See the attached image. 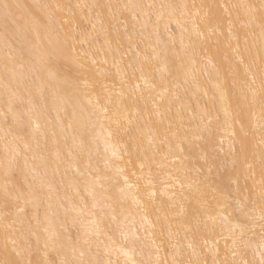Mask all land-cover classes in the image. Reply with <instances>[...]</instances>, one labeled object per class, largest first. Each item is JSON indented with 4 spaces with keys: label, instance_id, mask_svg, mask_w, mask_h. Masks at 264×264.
I'll list each match as a JSON object with an SVG mask.
<instances>
[{
    "label": "bare ground",
    "instance_id": "bare-ground-1",
    "mask_svg": "<svg viewBox=\"0 0 264 264\" xmlns=\"http://www.w3.org/2000/svg\"><path fill=\"white\" fill-rule=\"evenodd\" d=\"M261 2L0 0L14 6L7 19L0 8V163L18 151L13 183L26 188L27 179L39 192L38 208L9 209L7 219L0 195V262L259 264L264 115L259 95L251 110L240 104L253 79L258 90L264 78L259 12L253 19L243 7ZM65 33L74 51L70 41L66 56L47 64L52 79L40 57ZM3 179L0 167V187ZM245 197L256 201L255 218L244 220L233 247L230 228L244 219L235 202ZM201 205L219 214L215 225H197V215L207 220Z\"/></svg>",
    "mask_w": 264,
    "mask_h": 264
},
{
    "label": "snow or ice",
    "instance_id": "snow-or-ice-1",
    "mask_svg": "<svg viewBox=\"0 0 264 264\" xmlns=\"http://www.w3.org/2000/svg\"><path fill=\"white\" fill-rule=\"evenodd\" d=\"M13 5H10L8 3H4L3 5H0V8H2L4 10V14H5V18L7 19L8 16H10L11 13V9L13 8ZM15 7H20L19 5H15ZM59 7V6H58ZM79 7V6H77ZM150 8L155 7L154 5H150ZM162 9L167 7L170 9H175L177 6L175 5H161L160 6ZM181 8H187V5H181L179 6ZM243 7H245L249 13L252 14V18L255 19V14L258 11L259 12V19L261 20V35L264 36V0H262L261 4L259 5V8L257 9V7L255 5H244ZM67 23V22H66ZM45 30L48 31V26L45 25ZM184 31H187V29H184ZM192 33L198 37L203 39L204 34L199 30V26L195 24V22H193V29H192ZM37 39L40 40V36L39 33L37 34ZM70 41L72 42V50L74 51V42H75V37H72L70 33H65L64 34V38L63 41L61 42L59 35L57 34V38H56V44L51 48L50 51H47L46 53H42L40 60V71H47L48 75L50 78L55 79L57 76V72L54 71L52 68L47 67V64L51 63L54 60H58L61 57H65L66 53H65V49L69 46ZM82 42V41H81ZM51 39H49V44H51ZM181 48L183 49L185 47L184 45V36H183V32L181 34ZM145 59L147 60V57H145ZM93 63H95V61H93ZM158 71H166V68H161L158 69ZM141 79L144 80L145 85L147 87H153V85L149 84L148 80L145 78L144 76V72L143 69L141 68ZM253 85H255V80L253 79L252 83L248 86V90L247 92H243L241 93V104L240 107L243 110L244 108H247L249 110H251L257 103V96L259 95L260 99H259V104H260V111L262 113V115H264V78H262L259 89L257 90L255 87H253ZM140 85L137 84L135 86V89H133V92L139 90ZM249 93L251 94V98H249ZM122 95V93H121ZM221 101L223 102L225 100V95L223 92H221L220 95ZM11 110V109H9ZM102 112L106 113L108 111L107 107H104L101 109ZM125 111H127V109H125ZM75 115V113H73ZM228 115H230V113L228 112V109L225 108V116L227 117ZM254 116V113H253ZM117 123H119L117 121ZM39 124H36V128H39ZM72 127V124L69 123V128ZM241 133H243V135L246 137L249 135V132L246 130L245 125L243 123H241ZM260 130L261 132H264V124L260 125ZM22 139V138H20ZM29 144L28 143H24V149L28 150L29 149ZM245 147L242 144V148ZM260 149H261V180L259 182V191H258V199L260 201L259 207H260V221L261 223V229L262 232H264V135L261 136L260 139ZM107 151V149H106ZM7 152V149H6ZM72 153L69 152V155H71ZM113 155H116L115 152H113ZM19 156V152H15L11 155V158H9L8 155L5 156V159L2 163H0V167H3L4 170V179H3V184L2 187H0V195H2V207L5 209V219H7V216L9 214H11L8 210L9 209H14L15 213L17 215L20 214H24L26 212V209L29 205H32L33 208H38L39 207V203H38V199H39V192L37 190V187L34 183L28 182L27 179L25 180V184L27 185V187L25 188L24 186H17L16 183H13V178L15 177L16 174V168L18 166V160L17 157ZM24 167L27 168L28 167V159L27 156H24ZM141 169H143L144 164L140 165ZM249 167L251 168V165H249ZM34 171V170H33ZM118 172L122 171L120 169L117 170ZM135 175V173H134ZM35 179V177H34ZM138 179H143V177H138ZM125 180V184H128V179L127 177L124 178ZM42 183V182H41ZM149 185L151 184V181L149 180L147 182ZM131 186V185H129ZM146 192L148 194L149 197L154 196L155 193L154 192H150L147 191V186H146ZM121 191H123V189H121ZM91 194V193H90ZM222 199H227V197H222ZM236 207L234 209V211L239 212L240 217H243L244 219H240L239 217L237 218V223L233 224L230 228V235L233 237V247L236 246L237 244V240H241L244 237L245 234V227L246 224L244 223V220H253L255 217L253 215V213L256 211V201L250 199L249 197H245L243 201L241 200H236ZM95 207V205H93ZM229 205L225 204L222 205L220 204L219 201H217V208L218 209H224L226 207H228ZM51 207V206H49ZM201 209L204 213V215L207 217L206 221H201V219L199 218V215H197L196 217V223L197 225H199L200 223H204L205 226H207V222L211 221L213 223V225H215V222L219 217V214L217 216H213L211 214L212 210L210 208H205L204 205H201ZM47 218V217H46ZM113 219H115V217H113ZM223 221H228L229 218L228 217H222ZM73 223H75V220L73 221ZM93 223H95V221H93ZM230 223V221H229ZM10 227V225H5V231L7 233V229ZM237 229L239 230V237L236 236V231ZM99 230V226L97 225V232ZM44 231L47 233L49 232L48 228H45ZM33 235H36V233H33ZM88 233L85 232V236H87ZM176 234L172 233L171 230L169 231V235H168V239L169 241H171L174 236ZM6 240L8 239L7 235H6ZM70 239V238H69ZM49 240L52 241L53 245L55 244V240L53 239L52 236L49 237ZM37 246H39V237L37 236ZM89 241L88 239L84 240V243L87 244ZM13 243H15V241H13ZM44 247L47 249L49 247V242L46 241ZM189 248H192L193 245L191 243H189L188 245ZM262 251L260 252V261L259 264H264V238H262L261 241V245H260ZM75 252L76 249L75 247L72 248V253H73V257H75ZM19 255V253H17ZM125 255H128L127 253H125ZM233 255L235 256L236 253L233 252ZM84 256V252L80 251V257ZM0 264H6V262H0ZM29 264H31V261H29ZM37 264H39V262H37ZM45 264H56L55 261H46ZM59 264H85V262L80 259V260H76V259H69L67 258V256H64L63 258L59 259ZM89 264H91V262H89ZM96 264H100L99 261L96 262ZM173 264H176L175 261H173ZM189 264H191V262H189ZM233 264H236L235 261H233ZM241 264H254V262H249L246 260H242Z\"/></svg>",
    "mask_w": 264,
    "mask_h": 264
}]
</instances>
